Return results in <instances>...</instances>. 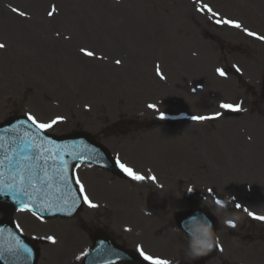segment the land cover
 <instances>
[{"label":"rangeland","instance_id":"374dc122","mask_svg":"<svg viewBox=\"0 0 264 264\" xmlns=\"http://www.w3.org/2000/svg\"><path fill=\"white\" fill-rule=\"evenodd\" d=\"M4 1L7 5L20 9L28 6L29 2V0ZM106 1H111L112 8L107 13L106 22L100 21L96 26L88 14L79 12L73 0H69V7L70 14L75 16L71 20L75 22L68 20L63 23L64 28L58 27L61 24L60 16L54 15L56 18L52 19L43 17L47 7L44 1L40 8L29 7L35 14L40 13L44 23L42 18L38 17L40 23L36 22L31 26L30 20L26 22L22 19L8 18L0 12V43L5 45V48L0 49V120L12 113L31 114L40 123H50L57 117H63L47 131L62 134L86 130L107 146L124 164L135 167L134 162L142 160L144 166H154H147V170L143 168L139 170V167L137 169L145 177L156 175L157 178L153 182L157 184L159 191L151 184L141 185V191L145 192L150 205L148 206L150 216L153 214L150 217L152 219L150 226L143 228L144 225L139 222L122 220V225L124 222V226L127 223L134 226L135 238L125 237L121 232L114 231L119 219H115L114 225L111 219H104V216L111 212V207L108 208L106 201L114 203L117 196L121 199V206H127L129 209L131 201L126 192L122 191L119 184H99L106 180L105 176L98 174L97 171L91 172L88 168L79 170L77 177L84 185L85 192L89 193L90 200L99 206L84 209L79 216L83 223L89 222L92 225L104 223V226L110 227L117 237L122 238L126 246L132 247L136 244L153 258L167 260L170 256L175 259L172 262L174 264L189 263L191 261L172 256V247L188 248L186 239L172 224L173 213L184 209L187 199L188 201L205 199L207 204L213 207L208 202L212 197L210 189L214 195H219L224 200L231 195L232 198H237V201H241L243 197L249 198L250 192L245 196L241 191L253 190L248 187L236 188L234 185L235 181L250 182L239 173L240 169L236 168L233 155L244 153L247 159L250 155L261 156L263 158L259 162L264 163V95L260 89L261 85L254 80L255 77L252 79L245 74L240 77L232 71L235 70L236 64L239 67L243 66L247 73L252 71L253 66L264 70V42L248 37L241 30L227 29L225 25L217 26L206 13L184 15L177 0ZM212 1L220 7L232 10L234 14L229 16L234 17V20L245 27L264 34V19H259L262 9L256 11L254 18L241 19L242 14L239 11L241 6L236 7L235 3L228 0ZM189 6L194 7L191 3ZM6 11L11 13L8 8ZM244 13L247 14L246 10ZM201 15H204L202 19L195 17ZM41 28L44 29L43 34ZM73 36L77 41L73 49L72 47L70 49L75 54L71 58L66 56V52L69 54V39ZM187 36L192 38L193 43L185 49L184 46L180 47V44ZM42 40L48 43L45 48H52L54 52L50 51L47 57L43 56V51L40 55L34 56L35 49H42ZM82 48L94 52L95 55L93 57L84 55L79 50ZM61 51L63 59L65 58L64 63L57 59ZM179 52L183 54L186 62H190L192 69H200L198 78L192 76V73L187 74L188 79H192L194 83H202L203 89L200 90L198 87L194 94L191 93V88L187 87L189 80H185L181 75L185 72V67H181L179 63ZM50 54L56 55L55 62ZM117 60L120 61L119 64L116 63ZM67 62L69 63L66 64ZM156 65L162 73L168 72L169 75L176 76L168 78L167 81H158L153 76V67ZM215 68H222L227 77H219ZM142 73L144 77L140 79ZM178 85H182L179 91ZM152 91L156 96L150 98ZM197 96L201 98L194 104L192 99H196ZM222 102H241L246 109L240 113L255 114L256 120L250 119L248 125H242L241 129L244 130L245 127L248 132H244V135L239 130L240 134L234 133L239 136L240 142L245 143L243 147L239 145L240 142L225 138L226 129L218 133L217 127L224 121H233L236 125L246 118L244 115L205 124L200 130L191 127L190 121L181 122L179 119L176 122L178 128L170 127L169 131L159 132V136L143 138V141L149 142L142 145V148L134 147L133 150L137 152L135 154L130 148L117 143L119 139L117 135L104 134L106 125L121 117L148 121L160 119L157 117L158 114L168 112L175 115L188 112L206 116L211 112L223 111L219 107ZM150 104H155L156 110L149 108ZM179 126L184 129L183 140L189 149H186L189 157L183 156L184 159L177 160L167 155L160 158L159 155L165 156L160 149L168 147L165 151H171L174 147L168 142L174 141L172 138L180 133ZM148 131L139 129L133 132H136L135 135L140 133L144 136ZM212 132L217 133L215 137H212ZM247 133L255 137V146H251L252 148L249 144L251 138L245 135ZM135 135H131L130 138L126 135L124 139H134ZM207 141L218 142L215 152L223 155L225 163L228 161L226 167L229 174L220 168L215 173L209 169L207 164L215 162L218 158L205 152L204 143ZM138 151L143 153L141 158L136 155ZM151 156H157L154 157L157 160L156 164ZM240 157L239 161L244 162L242 156ZM108 177L113 180L116 178L111 174ZM229 178H234L235 181ZM153 191H158L161 196L155 197ZM260 191H263L261 201L264 204V188ZM170 195L175 198L181 197L183 201L178 204ZM98 197H104L106 201ZM259 211L264 213V209ZM239 217L244 216L230 215L229 212L223 220ZM21 219L29 233H34L32 229L39 232L31 220L26 217ZM167 220L170 221L169 228L173 229L174 234L166 236L167 243L164 239L160 242L154 234H157L160 224L162 228ZM222 223L217 232L222 249L207 264H264V224L259 226L260 228L257 226L246 228L249 223L237 221L239 227L228 230ZM81 227L77 223L74 232L70 234L73 242L63 241V247L58 249H61V252L55 255L47 257L42 255L44 244L41 242V257L38 264H71L73 261L65 257L66 254L69 255V251L72 256L79 253L77 262L79 264L84 254L82 252L89 242L86 231ZM246 231L253 235L252 240L248 242L241 240L243 237L241 233ZM148 246L155 249L150 251Z\"/></svg>","mask_w":264,"mask_h":264},{"label":"snow or ice","instance_id":"6c2138e0","mask_svg":"<svg viewBox=\"0 0 264 264\" xmlns=\"http://www.w3.org/2000/svg\"><path fill=\"white\" fill-rule=\"evenodd\" d=\"M196 2L199 4L197 11L211 16L217 25L230 26L243 31V33L248 37L264 42V34L250 30L237 20L220 16V14L215 12L211 6L204 4L203 0H196ZM11 10L20 16H27V13L20 11L17 8H12ZM55 11L56 9L53 6L52 11H49L48 15L50 17L53 16ZM4 47L5 45L0 43V49H3ZM80 51L88 57H93L95 55L94 52L87 49L82 48ZM116 63L119 64L120 61L117 60ZM234 68L238 73L241 72V68L239 66L234 65ZM216 73L221 78L227 77V73L222 68H217ZM193 91L195 92L196 89H193ZM148 107L156 110L155 104H150ZM219 107L234 113L243 111L241 102H222L220 103ZM221 115L222 113L220 112H216L211 116L193 115L191 120L196 122L214 120L220 118ZM159 118L165 119L166 116L164 113H160ZM62 119L63 117H57L56 120H53L50 123H38L33 115L29 114L27 116L28 122H30V124L37 130H47L56 124L57 121ZM20 123L23 124L24 122L21 121ZM25 135L28 136L27 133ZM49 143H51V141H49ZM41 148L42 145L36 144L34 137L29 139L17 138L10 142L7 148L3 143H0V151H3V156L0 158V169H7L8 178L7 182H5L2 179V177L5 175V172L0 171V196L11 195V197L14 200H17V202L21 205L22 210L31 211L32 208L29 207L31 204L32 206L37 207L40 213L51 212L53 211V208L57 212H64L65 207L60 206L61 203H63L65 206H67V214L71 215L76 211L77 207H79L80 199H82L84 203H86L90 208L98 207L99 205L92 202L88 195L85 194L84 185L75 178L74 182L79 185L78 189H75V191L78 192L80 196H72L70 205H68V200L65 198L62 191L53 194L54 204L49 203L47 207H42L36 204L37 198H44L50 195L57 181L65 186H68L69 184V180L65 175L69 165L64 159V154L59 149H57L55 154H53L51 151H41ZM87 151L90 153V155L87 157H85L82 153H69V155H73L74 158L81 160H94L101 156V153L96 149L89 148ZM49 165L51 166V169H54L53 171H50ZM60 165L63 167H59ZM116 166L134 181H144L146 178L151 179L152 181H156L157 179L155 176L145 177L144 175L138 174L131 167H128L126 164L122 163L119 158L116 159ZM209 191L212 192V189ZM25 198H27L26 201ZM217 203L219 204L221 202L218 200ZM242 207L243 206L241 204H236L237 209ZM244 211L254 219L264 221V216L257 215L256 213L249 211L247 208H244ZM125 230L130 231L131 229L126 228ZM46 239L52 243H56V239L53 236H48ZM218 247H220V245H218ZM16 251H22L29 255L31 254V250L27 248V246L23 245L20 241H17ZM138 251L146 261H151L152 264H169V261L167 260L154 259L151 255L144 253L142 247H138ZM118 255L119 254L117 253V256ZM108 264H111V262H108Z\"/></svg>","mask_w":264,"mask_h":264},{"label":"bare ground","instance_id":"6f19581e","mask_svg":"<svg viewBox=\"0 0 264 264\" xmlns=\"http://www.w3.org/2000/svg\"><path fill=\"white\" fill-rule=\"evenodd\" d=\"M77 4H79V5H83V6H85V7H89L88 9H95V10H98V12L100 13V10L101 9H103V7H101V4L99 3V0H78L77 1ZM61 8L63 9V11H64V14L66 15V18L68 19V13H67V10L61 5ZM87 9V10H88ZM37 18V17H36ZM65 49H66V47H65ZM71 46L69 47V54H68V52H66V56L67 57H71V56H73L74 54L71 52ZM68 50V49H67ZM50 51H54V49H52V48H48V49H43V56H46ZM34 53V56L35 55H40L41 54V52L40 51H37V52H33ZM62 54H63V52L61 51V53H60V55H59V58H58V60L59 61H61L62 63H64V61L63 60H65V58L63 59V57H62ZM69 62H67L66 64H68ZM168 76H169V74H168ZM242 144V143H241ZM175 147H177V146H175ZM166 148H168V147H164V148H162V149H160V151H162V153L163 154H165L167 151H165L166 150ZM163 151H165V152H163ZM170 152V151H169ZM176 155H178V152H176ZM70 242V241H69ZM48 250H52V249H54V250H57V243H54L53 245H49V246H47L46 247ZM77 257H78V255H75V256H72V253L69 251V260H72L73 262H71V264H74V262H76L75 260L77 259ZM60 264V263H59Z\"/></svg>","mask_w":264,"mask_h":264},{"label":"clouds","instance_id":"9594fccd","mask_svg":"<svg viewBox=\"0 0 264 264\" xmlns=\"http://www.w3.org/2000/svg\"><path fill=\"white\" fill-rule=\"evenodd\" d=\"M196 230L203 234V238H195L191 251V255L194 259L202 255H207L208 252L211 251L214 247V240L212 238L211 232V224H202Z\"/></svg>","mask_w":264,"mask_h":264},{"label":"water","instance_id":"95a60500","mask_svg":"<svg viewBox=\"0 0 264 264\" xmlns=\"http://www.w3.org/2000/svg\"><path fill=\"white\" fill-rule=\"evenodd\" d=\"M77 138L83 139L84 143H86V145L89 146L88 148H92V149L96 148L98 151H101L102 153H104L103 150L100 147H98L96 144H94L89 139L88 136L83 135V134H79ZM57 149H59V148H55L54 153L57 151ZM103 156H104V154H103ZM84 161H86L87 163H93V164H101L102 163V160L100 158H97V159H94V160H84ZM105 163H106V166H109L110 168H113V166L109 162L105 161ZM68 188H69V191H72V192L75 191L74 188L71 185H69ZM198 217L201 218V216H198ZM102 240L104 241L103 243L107 242L105 238H102ZM105 250L114 252V253H116V255L118 253L119 254L118 257H120L119 260L131 262V260L126 258L125 254L123 252H120L118 249L115 250L110 245L107 246Z\"/></svg>","mask_w":264,"mask_h":264}]
</instances>
